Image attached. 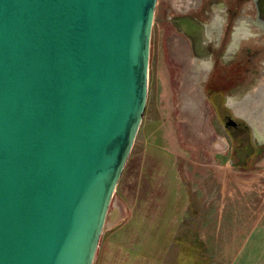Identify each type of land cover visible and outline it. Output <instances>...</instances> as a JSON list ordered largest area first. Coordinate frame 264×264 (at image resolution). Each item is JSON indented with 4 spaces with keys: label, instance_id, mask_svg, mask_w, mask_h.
Listing matches in <instances>:
<instances>
[{
    "label": "water",
    "instance_id": "obj_1",
    "mask_svg": "<svg viewBox=\"0 0 264 264\" xmlns=\"http://www.w3.org/2000/svg\"><path fill=\"white\" fill-rule=\"evenodd\" d=\"M157 0H0V264H94L146 107Z\"/></svg>",
    "mask_w": 264,
    "mask_h": 264
},
{
    "label": "rangeland",
    "instance_id": "obj_2",
    "mask_svg": "<svg viewBox=\"0 0 264 264\" xmlns=\"http://www.w3.org/2000/svg\"><path fill=\"white\" fill-rule=\"evenodd\" d=\"M178 9L177 0H157L146 107L110 206L117 222L108 223L94 264H147L182 253L196 254L195 264H264V156L249 172L223 168L231 154L211 102L201 96L191 112L193 101L184 97L191 89L181 63L192 60L173 46L177 34L166 22ZM173 172L181 178L180 202L187 194L181 214L163 206ZM232 238L235 259H223Z\"/></svg>",
    "mask_w": 264,
    "mask_h": 264
},
{
    "label": "flooded vegetation",
    "instance_id": "obj_3",
    "mask_svg": "<svg viewBox=\"0 0 264 264\" xmlns=\"http://www.w3.org/2000/svg\"><path fill=\"white\" fill-rule=\"evenodd\" d=\"M177 2L183 9L166 22L177 34L173 46L192 60L181 63L191 89L184 91L188 105L193 101L189 109L196 111L199 97L208 98L228 154L251 170L264 154V0Z\"/></svg>",
    "mask_w": 264,
    "mask_h": 264
},
{
    "label": "crops",
    "instance_id": "obj_4",
    "mask_svg": "<svg viewBox=\"0 0 264 264\" xmlns=\"http://www.w3.org/2000/svg\"><path fill=\"white\" fill-rule=\"evenodd\" d=\"M259 125L261 126V123ZM260 126H258V127H260ZM263 156H264V154H262L258 158V161H259L260 164L263 161ZM232 157H231V161L232 162H228V163L223 164V168L226 169V172H227V170L229 172V171H231L233 169H237L236 171H233V172H235L237 174H241V172H249V170H246V168L242 167L241 164H238V163L236 164L235 156H232ZM258 161H257V163H258ZM173 174H174V177H173V181L171 183L172 185L170 186V190H172V191H170V194H169V191H166V192L164 191L163 206H165L168 210L170 209V212L172 210L173 212L177 211L178 213L181 214L182 212L186 211V208L188 206V201H187V196H186L187 194L183 191L184 192V200L185 201L180 202L181 197L183 198V193H181L183 187H181V185H177V184L181 183V181H180L181 178L179 177V175L177 176V174H175L174 172H173ZM232 175L234 177L236 174L232 173ZM173 184H174V186H173ZM177 186H178V188L176 189ZM172 187H174V189H172ZM234 234H235V230H234ZM234 238L238 239L236 237H234ZM234 238L231 239V243H229L227 246H225V247H227V253H226L225 257L223 255H221V257H224L223 259H226V260H232V259L234 260L235 259L234 256L236 254L235 252H236V249H237L236 248V244L237 243L234 242ZM195 255L196 254L188 255L187 253L186 254L182 253L180 255L176 254L174 256V258H172V256H171L170 259H167V260H165L166 259L165 256L163 258L161 257L162 259H155L153 257L152 260H147V264H172L173 262H174V264H184L185 261H191V262L193 261L194 264H195V262H197V260H198ZM186 257H188V259H186ZM199 264H202V262H200Z\"/></svg>",
    "mask_w": 264,
    "mask_h": 264
},
{
    "label": "trees",
    "instance_id": "obj_5",
    "mask_svg": "<svg viewBox=\"0 0 264 264\" xmlns=\"http://www.w3.org/2000/svg\"><path fill=\"white\" fill-rule=\"evenodd\" d=\"M235 158H236V157H235ZM241 159H243V158L240 157L236 163L241 164L242 167H245V166L242 165V161H240ZM246 166H247V165H246ZM245 168H246V167H245Z\"/></svg>",
    "mask_w": 264,
    "mask_h": 264
}]
</instances>
